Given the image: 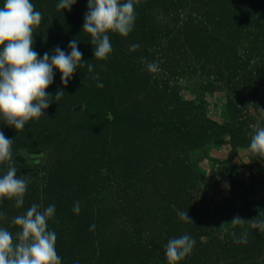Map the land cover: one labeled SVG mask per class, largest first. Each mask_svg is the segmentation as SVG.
Returning a JSON list of instances; mask_svg holds the SVG:
<instances>
[{
  "label": "trees",
  "instance_id": "trees-1",
  "mask_svg": "<svg viewBox=\"0 0 264 264\" xmlns=\"http://www.w3.org/2000/svg\"><path fill=\"white\" fill-rule=\"evenodd\" d=\"M42 1L31 0L43 16L36 29L34 50L40 57L45 52L54 54L56 46L70 52L64 44L67 41L58 37L64 29L70 37L77 39L78 45L87 40V44L80 46L82 50H79L83 53L82 61L91 64L93 70L89 72L87 64L77 68L66 87L61 83V74L55 72L53 84L46 91L52 98H55L58 90L64 92L59 101L53 99L52 103L67 107V114L57 116L46 109L44 117L29 121L17 138L14 137V128L0 122V131L14 140L12 148L16 151L25 147L36 155L43 153L38 164L31 162L27 165L25 161L21 166L18 161L14 162L21 166L17 176L30 177L42 172L45 177L40 188L28 184L20 208L15 207L14 201L5 199L0 202V212L5 214V219L11 222L13 217L26 212L34 203L41 205V209L55 205L54 216L48 225L54 226L51 230L57 234L56 251L62 264H167L164 251L167 242L183 234H189L196 243L191 254L179 264H264V224L260 230L246 224L243 221L246 213L240 210L243 208L229 204L222 198V194L230 192V186L223 187L217 194L214 191L201 192L204 189L200 190L204 177L190 173L182 162L179 168L175 164V155H179L180 151L187 152V148L178 150L176 132L180 131L172 118L173 111L179 112V104H173L174 108L169 113H165L166 107H163L164 118L161 119L150 113L139 112L137 102L128 104L121 101L124 108H116L103 100L107 97L102 96L95 87L96 82H102L103 86L109 85L106 92L112 96L119 90L126 94L129 87L147 81L144 74H136L135 67L140 66L142 58L149 56L148 42L154 34H159V51L163 52L165 59L160 63L163 70H170L171 74L176 75L177 69L189 67L185 65L192 62L187 56L189 52L200 59L210 58L211 61L204 60V69L209 74L213 69L215 81H222L228 90L234 92L232 98H227L226 106L233 108V98H244L245 103L248 98L257 95L256 81L264 76V0H139L135 5L133 31L127 37L109 33L113 51L107 60L94 58L90 36L82 31L83 23L78 28L71 26L65 29L62 18L58 17L51 27L47 19L50 13L57 16L54 0H47L46 6H43ZM3 2L0 0V7ZM78 4L80 8L77 3L72 6L76 19L84 17L88 10L87 0H80ZM156 12L169 15L171 22L163 17L154 20ZM133 43L140 45L135 51L130 50ZM241 49L244 56L237 57ZM135 59L138 63L134 62ZM224 71H228L229 75L224 76ZM139 77H142L141 81ZM235 86L243 92L233 88ZM71 93H75L76 98H66ZM158 95L163 97L160 90ZM194 102L191 100L185 104L193 110ZM260 103L264 104V98L260 99ZM166 106L169 107V104ZM238 121L239 118L231 114L230 123L225 122L218 127L215 122L208 124L192 141L191 147L201 140L223 133L228 136L233 148L246 145L253 131L249 128L244 130ZM117 128L128 133V141L134 147L132 155L119 171L127 176L133 172L141 187L139 184L130 193L124 194L123 198L115 197L113 211H107L105 217L98 210L92 211L94 197L91 189L99 183L95 178L100 172L98 168L94 173L96 177L90 176L99 160L92 151L95 144L100 146L103 143L98 142V137L106 132L111 131L115 140ZM208 199L209 202H206ZM77 203L78 213L73 210ZM153 204L158 210L153 208L150 218L144 219L142 223L140 218L134 220L133 230H130L136 234L134 242L128 241L129 245H124L127 239L116 236L119 226L115 223L112 228L108 226L113 222L110 218L129 214L133 205L138 208ZM237 210L243 222L233 224L231 222L237 218ZM179 211H187L192 223L181 220L177 215ZM253 214L250 213L251 216ZM203 217L207 219L205 227ZM63 222L68 223L64 230L60 228ZM140 223H144L143 229ZM92 225L95 227L92 228ZM4 226L7 227V224ZM141 229L144 238L150 237L143 239L142 243ZM12 230L13 233L17 231L13 226ZM205 231L210 232L206 234L208 237L202 239L200 235ZM237 240H246V243H237Z\"/></svg>",
  "mask_w": 264,
  "mask_h": 264
},
{
  "label": "rangeland",
  "instance_id": "rangeland-1",
  "mask_svg": "<svg viewBox=\"0 0 264 264\" xmlns=\"http://www.w3.org/2000/svg\"><path fill=\"white\" fill-rule=\"evenodd\" d=\"M42 2L43 6H46L48 1L43 0ZM58 2L59 0H54V10L56 11L57 16H52V13L48 15L47 23L50 24L51 27H53L52 22L55 19H58V17L62 18L64 23L63 28L65 29L71 26L78 28V26L84 23V17L76 19V16L72 12V7L70 11H58L56 7ZM78 2H80V0H77L76 2L77 7L80 8ZM156 13L157 16H155L154 20H158V18L163 17L166 18V21H170L171 17L169 15L166 16L163 13L161 14V12ZM157 25L159 26L160 24L157 23ZM171 28L174 27L171 26ZM69 35L70 34L64 29L61 32V36L58 35V37H61V39L64 38V40L67 41V43H64L67 48L69 42L73 40V38ZM35 40H37L36 30L34 31V41ZM160 40L161 37L159 34L153 35V39L148 42L149 56L146 58L148 62H156L158 70L156 72H149L142 60L140 61V66L135 67L137 70L136 74H140V76L141 74H144L147 81H141L142 77H139V80L141 81L140 85L134 84V86L129 87L126 94H123V90L115 91V95L112 94V96L106 92L109 85L101 88L97 87V84L101 82H96L95 87L98 88L97 91L100 92L102 96L107 97L103 98V100H107L116 108H124L121 101L128 104L130 102H137V110L139 112H143L144 114L150 113L161 119L163 117L161 110L163 107L164 109L166 107L165 113H169L174 108L173 104H179V106L177 105L179 112L173 111L174 117L172 118L176 128L180 131V134L176 132L178 135L176 137L179 138L177 145L180 149L178 150L180 151L187 148V152L182 153V151H180L179 155H175V164H178L179 168V164L182 162L185 166L184 168L188 169L190 173L193 172L204 177V179L201 180L202 185L200 190L204 188L201 192L206 191L208 193L214 191V193L217 194L223 187L226 188L230 186V192L224 195L222 194V198L224 197L229 204H235L236 206L243 208L240 210H244L246 213V217H243V221H246V224L253 225L258 230L262 229V225L264 224V159L253 156L247 151L251 142V137L247 141L246 145L236 148L232 147L231 141L227 135H224V133L221 136L217 135L214 138L210 137L208 139L201 140L200 143L197 142L195 147H191V144L193 140L197 139L198 134L202 133V129L204 127L212 122H215L217 127L225 122H229L231 114H233L234 117L239 118L238 123H242L241 125L244 130L249 128L253 131V126L264 127V104L260 103V99L264 98V76L260 77L261 80L256 81V96L248 98L245 103H243L244 98H233V108L227 107L226 100L227 98H232L234 92L228 90L222 81H215L216 79L213 69L210 74L206 69H204V60L207 59V61H211V59H200L197 55L193 56L191 52H189L187 53V56L192 62L185 64L189 65V67L183 65L184 67L177 69L178 74H171L170 70H163V68L160 67V63L165 60L163 59V52L159 51V46L161 45ZM86 44L87 40H83L82 45L79 44L78 48L80 49V46H85ZM196 53L197 52H195V54ZM242 55L244 56L243 50H238L236 56L238 57ZM176 58L177 56L175 59ZM134 62L138 63L137 59H135ZM250 64H252V62ZM228 73V71H224V76L229 75ZM208 82H210V85ZM233 88L239 89L240 87L235 86ZM159 90L163 95L162 98L158 95ZM239 91L242 90L239 89ZM75 93L67 95L66 98H76ZM53 99L55 98H52V100ZM191 100L195 101V108H193V110L189 109V106H186L185 104ZM181 103L183 106H180ZM166 104H169V107L166 106ZM132 108L135 110L134 107ZM47 109L53 111L57 116L67 114V107L62 108L58 106L57 103H51L50 107ZM111 129H113V126L110 130ZM115 132L116 135H114L117 136L115 140H113L111 131H109V133L106 132V136L103 135L105 137H98V142L103 141V143L100 146L95 144L96 147L92 151L93 156L99 158V160L90 176L92 178L96 177V174H94L96 173L95 170L98 168L100 169V172L97 174L98 176L95 178L99 181V183L95 186L93 185L91 189L92 198L94 197L92 211L96 212L98 210L99 213H102L105 217L107 216V211H113V206L115 205V202L113 201L115 197H122L124 194L130 193L140 184L136 181L137 178L133 172L130 173L131 175L127 176L124 172L120 173L119 171L121 165L126 163L129 156L132 155L134 147H132V142L130 143L128 141L130 137L127 132H121L118 128L115 129ZM19 135L20 133L16 132L14 137L17 138ZM20 139L22 140L21 137ZM20 149L27 152L28 155L23 158L22 161L17 162V160H15V156L18 150L16 151L15 148H12L13 160L11 163L17 169V173L20 170L19 168L24 165L25 161L27 165H30L31 162L38 164L39 159L43 158V153L36 155L25 147ZM32 154L34 155L30 156ZM133 161L138 163L137 160ZM14 162H17L21 166H17ZM7 169L8 162L0 164V175H4ZM27 177L30 180L29 184L32 183L37 188H40L44 184L43 182L45 177L42 172ZM217 181L218 183L216 184ZM117 183L119 185H115ZM116 186L117 190L115 189ZM139 187H141V184ZM194 191H198V189H195ZM214 199L219 198L215 197ZM206 202H209V199ZM153 208L158 210V207L154 204L150 206L142 205L138 208L137 205H133L131 206L132 211L130 210L129 214H118L116 218L115 215L111 217L110 220L113 222L108 226L112 228L113 223L117 224L120 228L118 232L121 235L118 233L116 236L118 238L123 237L127 239L124 241L125 244H123L129 245L127 242L131 241V243H133L134 237L136 236L135 233L130 231L133 230L132 224H134V220H136V218H140V222L142 223L144 219L150 218L149 215ZM249 211L250 213H254L253 216L250 215ZM247 213L249 214L247 215ZM102 214L100 215L102 216ZM236 214L237 217L238 215H241L238 210ZM102 218L99 220L102 221ZM203 221L205 227L207 219L203 217ZM141 223L139 226H142L143 229L144 223ZM4 224H7V227L4 226ZM10 224L11 222L7 219L0 220L1 227L8 228L13 232L12 226L9 227ZM54 225L56 226L57 224ZM67 225V222H63L60 225V228L64 230ZM53 227L54 226L49 227V230ZM142 229L140 233V243L143 242V239L150 238H144V232H142ZM209 232L210 231H205L200 235V237L205 239L208 237L207 235ZM117 237L114 236L115 239H117ZM127 251L130 252L129 249H127ZM130 257L132 258L131 253Z\"/></svg>",
  "mask_w": 264,
  "mask_h": 264
},
{
  "label": "clouds",
  "instance_id": "clouds-1",
  "mask_svg": "<svg viewBox=\"0 0 264 264\" xmlns=\"http://www.w3.org/2000/svg\"><path fill=\"white\" fill-rule=\"evenodd\" d=\"M76 2L59 0L56 7L58 11H70ZM138 3L139 0H87L88 10L82 31L90 36L95 59L107 60L112 53L109 33L127 37L133 31L135 5ZM42 19V13L35 9L31 0H4L0 7V122L16 132L24 130L29 121L44 117L45 110L52 103L46 89L53 84L56 71L61 74V83L66 87L75 70L87 64L82 61L83 53L78 48L77 39L69 42L70 52L56 46L54 54L45 52L40 57L33 45L34 31ZM139 47L133 43L130 50L135 51ZM142 61L149 72L158 70L156 62H148L144 58ZM87 67L89 72L93 70L91 64ZM97 87L102 88L103 83H98ZM63 95L64 92L58 90L55 102ZM250 135L247 151L264 159V127L253 126ZM13 143L14 140L0 131V164L8 162L6 173L0 176V202L5 199L14 201L15 207L20 208L30 180L18 177L17 169L11 163ZM73 210L79 212L78 203ZM54 213L55 205L41 209V205L34 203L26 212L12 218L11 226L17 229L15 233L0 227V264H62L56 251L57 234L48 227ZM177 215L181 220L192 223L187 211H179ZM3 219L5 214L0 212V220ZM241 222L237 217L231 223ZM235 242L246 243V240ZM195 243L189 234L169 239L164 250L167 264H179L191 254Z\"/></svg>",
  "mask_w": 264,
  "mask_h": 264
},
{
  "label": "water",
  "instance_id": "water-1",
  "mask_svg": "<svg viewBox=\"0 0 264 264\" xmlns=\"http://www.w3.org/2000/svg\"><path fill=\"white\" fill-rule=\"evenodd\" d=\"M26 156H27L26 152H24L22 150H18L17 155L15 156V160L22 161L23 158H25ZM31 156H33V155H31Z\"/></svg>",
  "mask_w": 264,
  "mask_h": 264
}]
</instances>
